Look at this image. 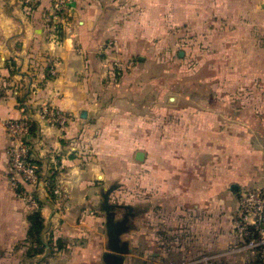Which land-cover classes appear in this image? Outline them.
Instances as JSON below:
<instances>
[{
    "label": "crops",
    "instance_id": "0c3cea01",
    "mask_svg": "<svg viewBox=\"0 0 264 264\" xmlns=\"http://www.w3.org/2000/svg\"><path fill=\"white\" fill-rule=\"evenodd\" d=\"M54 2L0 0V264H108L111 188L117 221L128 217L124 264H264L234 222L241 191L264 187V0H71L61 22ZM192 39L228 79L174 81ZM46 105L70 115L65 129ZM24 116L60 196L12 184L4 123ZM39 208L53 248L29 258ZM147 244L169 254H132Z\"/></svg>",
    "mask_w": 264,
    "mask_h": 264
},
{
    "label": "built area",
    "instance_id": "2783aa9c",
    "mask_svg": "<svg viewBox=\"0 0 264 264\" xmlns=\"http://www.w3.org/2000/svg\"><path fill=\"white\" fill-rule=\"evenodd\" d=\"M71 0H55L52 18L63 21L65 13L69 10ZM50 74L56 71L52 68ZM41 117L51 126L65 129L70 123V115L52 105H46L40 109ZM32 119L24 116L18 120H9L4 123L5 130L12 144L9 149L10 164L12 171V184L15 188L20 183L31 186H45L51 190V196H60L59 188H51V185L42 181L37 164L30 157L29 135ZM37 207L36 201L31 202ZM86 213L83 214L85 216ZM239 235L246 240L247 247L259 249L264 246V187L244 189L239 195L238 215L234 220Z\"/></svg>",
    "mask_w": 264,
    "mask_h": 264
},
{
    "label": "rangeland",
    "instance_id": "374dc122",
    "mask_svg": "<svg viewBox=\"0 0 264 264\" xmlns=\"http://www.w3.org/2000/svg\"><path fill=\"white\" fill-rule=\"evenodd\" d=\"M183 55L179 56L178 52L174 53V71H173V79L174 81H220L222 77L228 79L229 74L226 71H219L214 68L215 66V58L214 54L211 52L204 58L203 54H201V49L198 47V39H192V41L187 44L185 43L179 48ZM221 73V74H220ZM225 73V75H224ZM257 89H260L259 86H255ZM240 94V92H239ZM240 96V95H239ZM254 108H263L261 107V93H255L254 96ZM132 190V189H131ZM148 197H143V200ZM116 203L122 204H133L134 197L133 194L128 195L126 198H116ZM133 252L132 254H137L145 258V256L149 257L153 253L158 254H169L166 252L167 247H152L149 244L147 245H132ZM175 252H179L178 247H176ZM180 249V248H179ZM137 264H152L149 260L139 262ZM161 264H171L170 262H162Z\"/></svg>",
    "mask_w": 264,
    "mask_h": 264
},
{
    "label": "water",
    "instance_id": "95a60500",
    "mask_svg": "<svg viewBox=\"0 0 264 264\" xmlns=\"http://www.w3.org/2000/svg\"><path fill=\"white\" fill-rule=\"evenodd\" d=\"M181 56L183 53L180 54ZM143 154H139V159H142ZM113 188L103 194L104 204L103 209L107 214V233L109 242V251L105 254L104 259L108 264H124V255L128 254L131 249L127 242L122 241V236L128 230V217L122 221L116 219V209L119 205L111 202V193ZM132 207H129L131 209Z\"/></svg>",
    "mask_w": 264,
    "mask_h": 264
},
{
    "label": "trees",
    "instance_id": "16d2710c",
    "mask_svg": "<svg viewBox=\"0 0 264 264\" xmlns=\"http://www.w3.org/2000/svg\"><path fill=\"white\" fill-rule=\"evenodd\" d=\"M37 125L33 121L30 125V132L34 133L36 131ZM51 186L54 185V180L50 179L49 181ZM39 204V203H38ZM42 205V203H40ZM41 208V206H40ZM34 210L30 216V229L28 232V239H29V248H28V257L34 258L37 255L43 254L46 249L53 248L52 246V239H45V225L44 219L41 213V209ZM52 253V252H51Z\"/></svg>",
    "mask_w": 264,
    "mask_h": 264
},
{
    "label": "flooded vegetation",
    "instance_id": "af4514ba",
    "mask_svg": "<svg viewBox=\"0 0 264 264\" xmlns=\"http://www.w3.org/2000/svg\"><path fill=\"white\" fill-rule=\"evenodd\" d=\"M108 246H109V242H108Z\"/></svg>",
    "mask_w": 264,
    "mask_h": 264
}]
</instances>
